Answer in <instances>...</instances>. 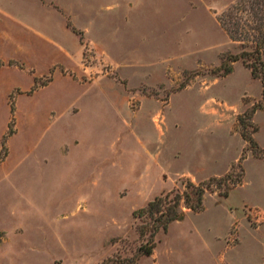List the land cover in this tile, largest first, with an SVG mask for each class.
<instances>
[{
  "label": "rangeland",
  "instance_id": "374dc122",
  "mask_svg": "<svg viewBox=\"0 0 264 264\" xmlns=\"http://www.w3.org/2000/svg\"><path fill=\"white\" fill-rule=\"evenodd\" d=\"M242 1L65 0L97 19L111 56L67 22L80 54L72 69L47 70L60 54L45 37L66 41L57 20L43 3L0 0V16L31 27L30 39L0 40V264H264V219L248 215L264 218V91L227 60L241 45L220 21L238 7L235 19L254 26ZM238 164L227 198L212 182L202 211L181 202L185 216L156 233L150 255L139 251L148 219L136 210ZM229 208L246 224H229Z\"/></svg>",
  "mask_w": 264,
  "mask_h": 264
},
{
  "label": "trees",
  "instance_id": "16d2710c",
  "mask_svg": "<svg viewBox=\"0 0 264 264\" xmlns=\"http://www.w3.org/2000/svg\"><path fill=\"white\" fill-rule=\"evenodd\" d=\"M241 4L244 7L248 6L255 25L249 26L248 22L243 25L237 17L235 19L233 13L240 9L238 7L227 14L231 20L225 21L224 18L220 17L221 25L230 33L231 39L240 42L241 45L240 52L228 56L227 60L229 62L241 60L243 65L250 70L251 76L260 79L264 91V0H243ZM245 26H249L248 29H245ZM228 61L227 63H229ZM227 63L222 62L220 66L225 74L232 70L231 64ZM241 134L249 146H256L255 140L250 135L244 132ZM237 167L238 173H235L236 167L232 165L227 173L222 176H211L207 181L194 183L191 180H186L185 190L162 192L149 200L145 206L136 210L137 217L148 219L146 224L139 227L141 235L148 234V239L139 246V251L150 255L155 245L156 233L160 230L165 232L171 222L182 219L181 202L191 211L199 212L203 208V195L210 189L212 182H216L218 186H225L221 194L222 197H226L228 191L236 185H241L243 170L240 168V164ZM233 177H235V181L232 180ZM228 180L233 181L231 185H227Z\"/></svg>",
  "mask_w": 264,
  "mask_h": 264
},
{
  "label": "crops",
  "instance_id": "0c3cea01",
  "mask_svg": "<svg viewBox=\"0 0 264 264\" xmlns=\"http://www.w3.org/2000/svg\"><path fill=\"white\" fill-rule=\"evenodd\" d=\"M29 1H32L33 3H36V4L43 3V5L45 6L46 10L49 11V13H47L48 16H50L49 18L46 19V21H51V19L53 21H55V19H56L58 24H59L58 31H61L60 32L61 37L62 38L65 37V39H66L65 43H63L62 41L61 42L60 41H54L50 37H45L47 40H49V41H47L49 43V45L52 48H55L53 50L60 54L58 57H56V61L50 62L48 64V66L46 67L47 70L51 66H53L54 64H60V65L64 66L67 69H70V68L72 69L73 65L75 64L74 61H73V56H79V54H80L81 44L77 40V36L67 26V22H71L75 27L80 28L81 32H82L81 35H83L86 38V40L89 41V43L95 47V49L97 50L98 53L100 52V53H102L104 55L106 54L107 56H109V55L111 56V54L106 50L101 38L98 37L95 34V30H96L95 25L97 23V19L96 18H94L92 16H89L86 19L79 18L80 17L79 14H75L71 4L70 3H65V0H29ZM95 10L96 9L93 8L92 11H95ZM92 11L88 10V11H85V12H83V11H80V12L81 13L82 12L83 13L91 12V14H92ZM2 12L3 13L0 16V40L3 41V39L7 40V39H12V38H20V39H27V38L30 39L31 38V36H28L26 34V32L29 31L30 28H31L28 24H26V22L12 17L9 13H7L5 11H2ZM3 18H5V20ZM39 35H41V34H39ZM57 36H58L57 38L60 40L59 34H57ZM2 41H1V44L5 45L4 42H2ZM52 43H55V45L52 44ZM16 49H17V51H19L18 47H16ZM3 57H5V56L1 55V53H0V58L2 60H5V58H3ZM75 58H77V57H75ZM75 58H74V60L77 61V59H75ZM24 63L26 65H30L33 69H35L31 63H29L27 61H24ZM120 64L124 65V64H127V63H124V64L120 63ZM94 83H97V82H92V83L88 84V86L87 85H82V84H77V86H83L86 89V88H88L89 86H91ZM71 105H75L76 106V104L73 103V102L71 103ZM63 106H65V105H63ZM63 106L61 108V112H65V110H62ZM65 107H67V106H65ZM50 108H53L52 110H54V107H50ZM77 109L79 110L78 107H77ZM78 110L76 112H78ZM76 112H72V113H76ZM30 122H31V119H30ZM229 167L227 169H225L221 173L211 174V175H208L206 177L199 178V179H204V178H208V177H211V176L221 175L222 173L227 171L229 169ZM182 175H185V176H187L190 179L197 178V177H195L194 175H192L191 173H188V172L185 173V174H182ZM229 193L230 192H228V195H229ZM228 195L226 197H223V198H227ZM245 203H247V202H243L241 204L244 205ZM250 204H255V203H250ZM241 207H242V205H241ZM195 213H198V212H195ZM229 214H230V223L229 224H231V222L233 223L235 220H240L241 222L246 224L243 221L244 218H243V215L241 213V210L240 211L239 210H231V208H229ZM184 216L185 215L183 214V217ZM229 227H230V225H229Z\"/></svg>",
  "mask_w": 264,
  "mask_h": 264
},
{
  "label": "built area",
  "instance_id": "2783aa9c",
  "mask_svg": "<svg viewBox=\"0 0 264 264\" xmlns=\"http://www.w3.org/2000/svg\"><path fill=\"white\" fill-rule=\"evenodd\" d=\"M248 215L251 217V219L257 220V219H264L263 215H261V212L259 209L255 207L248 208Z\"/></svg>",
  "mask_w": 264,
  "mask_h": 264
}]
</instances>
